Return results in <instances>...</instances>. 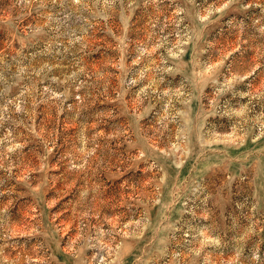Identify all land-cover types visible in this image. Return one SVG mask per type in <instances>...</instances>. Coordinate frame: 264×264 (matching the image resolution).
<instances>
[{"label": "rangeland", "instance_id": "374dc122", "mask_svg": "<svg viewBox=\"0 0 264 264\" xmlns=\"http://www.w3.org/2000/svg\"><path fill=\"white\" fill-rule=\"evenodd\" d=\"M0 264H264V0H0Z\"/></svg>", "mask_w": 264, "mask_h": 264}]
</instances>
